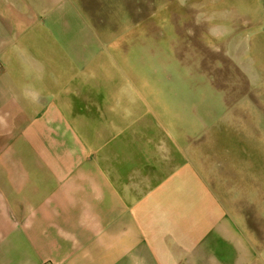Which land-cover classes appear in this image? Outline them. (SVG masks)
Segmentation results:
<instances>
[{
	"label": "crops",
	"instance_id": "crops-1",
	"mask_svg": "<svg viewBox=\"0 0 264 264\" xmlns=\"http://www.w3.org/2000/svg\"><path fill=\"white\" fill-rule=\"evenodd\" d=\"M159 5L0 0V264H264V132Z\"/></svg>",
	"mask_w": 264,
	"mask_h": 264
},
{
	"label": "rangeland",
	"instance_id": "rangeland-1",
	"mask_svg": "<svg viewBox=\"0 0 264 264\" xmlns=\"http://www.w3.org/2000/svg\"><path fill=\"white\" fill-rule=\"evenodd\" d=\"M138 14L149 15L157 26L160 23V0H135ZM199 4V10L194 12L197 19L192 22H207V31L201 23L187 26L185 11H180L184 18L172 17L176 14V5L180 9L189 7L194 0H163V4L170 7L169 11H163V18L168 15L170 20L178 22L179 34L188 47V38L200 37L199 51L203 46H208L209 52L200 51L197 56V42L195 43V56L185 54L184 82L189 83L197 78L204 81L205 74L193 75L194 68L200 60L202 68H209L211 81L217 84L216 102L218 109L223 105H233L238 102H248L249 116L245 127L249 133L264 132V122H258V117L264 119V0H195ZM188 4V5H186ZM192 13V12H191ZM190 18V12L189 16ZM197 34V35H195ZM240 48L238 59L235 61L236 49ZM241 51V52H240ZM210 55L211 63L208 56ZM215 66V67H214ZM213 70H216L215 75ZM200 81V80H199ZM229 115L234 113L229 112ZM229 118L240 116L234 114ZM257 115V116H256ZM222 126L237 127L239 124L226 122ZM264 138V136H263ZM253 146L252 141L248 140Z\"/></svg>",
	"mask_w": 264,
	"mask_h": 264
}]
</instances>
